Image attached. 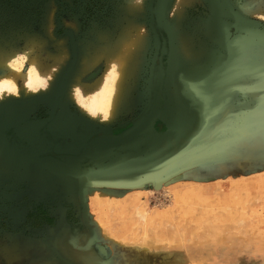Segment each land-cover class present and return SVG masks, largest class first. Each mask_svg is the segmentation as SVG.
<instances>
[{"label":"rangeland","instance_id":"374dc122","mask_svg":"<svg viewBox=\"0 0 264 264\" xmlns=\"http://www.w3.org/2000/svg\"><path fill=\"white\" fill-rule=\"evenodd\" d=\"M158 2L136 17L147 47L108 128L67 100L66 76L133 18L132 0H0V45L38 36L46 57L47 26L69 55L45 92L0 104V264H264V0ZM160 67L169 146L70 162L147 112Z\"/></svg>","mask_w":264,"mask_h":264},{"label":"bare ground","instance_id":"6f19581e","mask_svg":"<svg viewBox=\"0 0 264 264\" xmlns=\"http://www.w3.org/2000/svg\"><path fill=\"white\" fill-rule=\"evenodd\" d=\"M145 2L146 0H132V6L131 8L129 6L127 11L130 12L133 18H128L126 20V24L121 25L120 29L118 28L116 33L111 34L110 32L99 34L98 39L96 40L98 43L94 45L95 48L93 52H87V46L89 44L87 43V46H84L86 47V50L79 52L81 55H79L81 60L79 59L80 61L77 67L75 69L73 68L72 73L70 72L66 76L67 82L65 85V95L67 100L74 104L82 117L87 116L88 118H91L92 121H95L104 127L109 128V126L125 110L130 82L136 78L140 62L139 57L144 54V50L147 47H145L147 41V31L143 28V24L138 22L136 19L138 15L142 16V13L144 14L143 11ZM160 2H158V4ZM183 4L184 0H173L171 9L173 11L179 10ZM53 12L54 10L52 7L50 14H53ZM244 13H258L259 15L263 16L260 8L256 10L246 9ZM45 32L48 35L50 41L53 43V47L56 49L54 53L49 52L48 56H46L47 58L45 56H40L42 55L40 54V51H46V40L41 39L38 36L30 37L28 40L26 39L25 49L20 53H18L17 49L13 50L9 49L10 47L7 48L0 45V104L10 99H19L23 101V99L35 96L37 94H42L48 89L49 82L52 81L54 77L53 74L62 67H65V62L68 60L67 57L69 56L67 48L65 47V40L61 37H53L49 29L47 30V26ZM200 53L195 54L187 52L185 56L188 60L185 58L184 59L188 61V63L190 62V66H198V59L201 58L199 56L201 55ZM44 59H49V62H44ZM100 64H103L101 73L98 75L95 73L91 74V72L98 68ZM86 78L91 80L87 82L85 80ZM158 105L156 104V106L153 107V114L155 117L157 114H159L160 107L164 104L161 105L160 102ZM148 122V119L144 120L140 131L149 130ZM24 128L26 127L24 126ZM19 130L21 129L19 128ZM4 143L5 142L3 141L2 146ZM97 144V146L102 149L105 146L111 144V141L101 140ZM3 149H1V152Z\"/></svg>","mask_w":264,"mask_h":264},{"label":"water","instance_id":"95a60500","mask_svg":"<svg viewBox=\"0 0 264 264\" xmlns=\"http://www.w3.org/2000/svg\"><path fill=\"white\" fill-rule=\"evenodd\" d=\"M157 12V8L153 9V13ZM264 35V34H263ZM264 38V37H263ZM162 73V68L155 75L157 92L155 94L154 101L151 106L144 114L140 115L135 121H133L129 126L123 130L112 133L107 132L99 136H95L89 141H82V149L80 153L74 156H68L71 162L78 164H85L88 162L107 160L109 159L117 150L121 148L131 149L133 151L139 152L142 149H163L169 146L171 136L168 133V126L163 132L161 127L157 126L158 123L163 118V108L160 107V112L157 116H154L153 107L156 104H160L162 100V92L165 87L166 81ZM159 106V105H158ZM148 119L149 130H142L141 125L144 120ZM110 140L111 144L105 146L104 148H99L97 143L99 141ZM101 149V150H100Z\"/></svg>","mask_w":264,"mask_h":264}]
</instances>
